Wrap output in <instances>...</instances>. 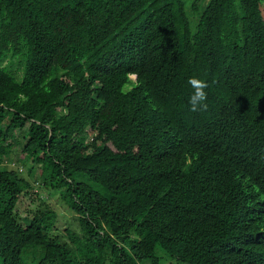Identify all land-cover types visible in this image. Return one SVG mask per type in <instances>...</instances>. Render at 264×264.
<instances>
[{
  "label": "trees",
  "instance_id": "trees-1",
  "mask_svg": "<svg viewBox=\"0 0 264 264\" xmlns=\"http://www.w3.org/2000/svg\"><path fill=\"white\" fill-rule=\"evenodd\" d=\"M0 264H264L261 0H0Z\"/></svg>",
  "mask_w": 264,
  "mask_h": 264
},
{
  "label": "rangeland",
  "instance_id": "rangeland-1",
  "mask_svg": "<svg viewBox=\"0 0 264 264\" xmlns=\"http://www.w3.org/2000/svg\"><path fill=\"white\" fill-rule=\"evenodd\" d=\"M261 11L264 18V0H261ZM133 78L134 77H132V79ZM17 149L19 148L16 146L14 148V151L16 150V154L13 153V155L10 156L12 160L15 159L19 154ZM41 192L43 193L44 191L41 189ZM43 196L48 197V206L55 210L58 214L57 222L55 224L56 233L63 234L65 230L72 225L73 221L76 219V216L65 207V205L60 200L59 196L54 194L49 195L47 191L43 193ZM36 204L38 203H31V199L27 197H22L20 199L16 210L25 225L26 223H28V217L31 216L30 211L35 209L34 206H36ZM157 256L161 259V261H170L160 250L157 251Z\"/></svg>",
  "mask_w": 264,
  "mask_h": 264
},
{
  "label": "clouds",
  "instance_id": "clouds-1",
  "mask_svg": "<svg viewBox=\"0 0 264 264\" xmlns=\"http://www.w3.org/2000/svg\"><path fill=\"white\" fill-rule=\"evenodd\" d=\"M188 83L193 89L189 97L190 110L192 112L205 110L207 108V83L195 77L189 79Z\"/></svg>",
  "mask_w": 264,
  "mask_h": 264
}]
</instances>
